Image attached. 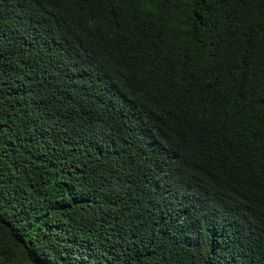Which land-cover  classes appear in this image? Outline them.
Instances as JSON below:
<instances>
[{
  "label": "trees",
  "instance_id": "trees-1",
  "mask_svg": "<svg viewBox=\"0 0 264 264\" xmlns=\"http://www.w3.org/2000/svg\"><path fill=\"white\" fill-rule=\"evenodd\" d=\"M0 264H264V0H0Z\"/></svg>",
  "mask_w": 264,
  "mask_h": 264
}]
</instances>
